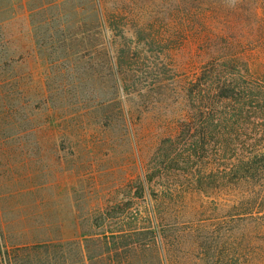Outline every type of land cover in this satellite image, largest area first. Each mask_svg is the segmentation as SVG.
Returning <instances> with one entry per match:
<instances>
[{"label": "rangeland", "instance_id": "rangeland-1", "mask_svg": "<svg viewBox=\"0 0 264 264\" xmlns=\"http://www.w3.org/2000/svg\"><path fill=\"white\" fill-rule=\"evenodd\" d=\"M112 62L186 91L117 95ZM103 230L264 264V0H0V264Z\"/></svg>", "mask_w": 264, "mask_h": 264}, {"label": "trees", "instance_id": "trees-1", "mask_svg": "<svg viewBox=\"0 0 264 264\" xmlns=\"http://www.w3.org/2000/svg\"><path fill=\"white\" fill-rule=\"evenodd\" d=\"M124 54V52H122ZM126 58V55L124 56ZM124 57L120 58L124 60ZM110 73L111 77L114 78V89L117 92L122 91L125 96L136 95L138 96H149L159 99L169 98V97H182L186 91L184 82L176 77L168 76L165 78L151 79L150 81L141 80L138 75L137 69L131 72V64L126 63L123 66V62L119 65L111 63ZM134 65V64H132ZM169 69V70H168ZM178 68L176 66H171L170 68L161 69V73H175ZM152 72V70L150 71ZM161 75L160 72H155ZM174 76V74H173ZM132 77V78H131ZM140 111V110H139ZM138 112V111H137ZM144 112L141 110V114ZM129 120V118H128ZM130 122V121H129ZM156 179L155 175H151L148 179L146 177L144 183L151 185L153 180ZM143 181L141 186L144 187ZM119 219V217L117 218ZM94 227H98L95 223ZM128 234L126 230H116L111 233V236H107L106 231H102L93 234L90 238L78 241L74 245L77 252V261L75 262H64V257L62 254L65 251V245L63 243L57 242V240L49 239L41 244H36L27 247L28 256L31 259V264L41 263V264H161L158 259L155 260L148 256L151 245L147 244L145 246H134L133 242L127 241ZM97 242V248L93 251L92 244ZM70 249L68 250L69 253ZM134 252L138 253L136 257ZM42 254L45 259L42 261L35 260L34 256ZM64 254V253H63ZM61 261H58V258Z\"/></svg>", "mask_w": 264, "mask_h": 264}]
</instances>
